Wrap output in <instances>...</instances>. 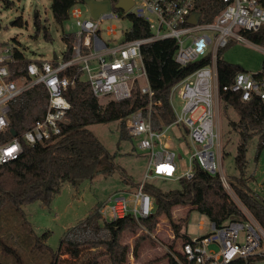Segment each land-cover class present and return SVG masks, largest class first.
I'll use <instances>...</instances> for the list:
<instances>
[{
    "label": "built area",
    "instance_id": "1",
    "mask_svg": "<svg viewBox=\"0 0 264 264\" xmlns=\"http://www.w3.org/2000/svg\"><path fill=\"white\" fill-rule=\"evenodd\" d=\"M225 9L210 23L202 21L193 26L188 23L190 16L197 12L198 0H133L134 5L127 13L114 8L93 18L82 21L83 12L74 6L70 15L76 19L79 30L72 47V58L68 61L31 62L27 66L28 76L19 80L10 79L9 64L16 61L17 47L0 45V139L7 131L10 102L26 90L43 84L49 92L47 111L30 129L21 135L0 142V166L18 159L23 145L44 143L61 134L62 124L67 122L71 109L65 93L72 82L61 73L73 65H79L89 82L95 97H111L115 101L130 99L139 89L149 99L147 111L134 112L126 120L131 137L138 138V147L148 157L147 171L142 182L132 190L112 195L98 212L102 220L114 222L132 217L141 224L153 214L155 199L144 186L154 178L179 181L194 177V165L210 175H218L224 186L229 182L221 169L218 171L220 134L216 119L221 86L218 81L217 55L229 44L230 38L244 40L243 31L258 32L264 29V0H223ZM114 6V4H112ZM134 14L145 20L151 36L119 44H111L116 27L104 31L108 40L101 36L103 20L120 19L123 15ZM237 30V32H236ZM196 32H201L197 34ZM174 39L178 48L174 59L181 67L211 55V62L196 70L192 75L175 84L170 93V104L175 121L161 131L152 127L151 114L154 105L152 90L141 54L144 44ZM239 96L243 103L257 100L264 107V71L252 74L239 72L230 85L222 87ZM182 101L177 111L175 99ZM182 126L188 135L190 149L189 168L179 174L177 153L166 142V133L172 126ZM244 220H231L217 226L211 222V232L197 238H190L181 244L180 252L174 257L179 264H260L264 262V229L251 215ZM202 223L199 228H202ZM242 238L243 242H240ZM217 246L218 250L211 249ZM179 254V255H178ZM242 262V263H238Z\"/></svg>",
    "mask_w": 264,
    "mask_h": 264
},
{
    "label": "trees",
    "instance_id": "2",
    "mask_svg": "<svg viewBox=\"0 0 264 264\" xmlns=\"http://www.w3.org/2000/svg\"><path fill=\"white\" fill-rule=\"evenodd\" d=\"M52 13L58 24H63L70 18L71 9L85 0H50ZM116 4L117 0H111ZM226 7L223 0H198L196 10L202 14V21L210 23ZM131 22V28L125 33L124 42L144 39L151 36L148 23L132 13L121 15ZM38 25V21H36ZM40 25V24H39ZM38 25V29L40 26ZM243 36L254 44L264 48V29L258 32H242ZM77 37L76 33H64L63 40L66 50L63 60L72 58V47ZM45 38L50 40V35L45 32ZM178 45L174 39H164L144 44L141 54L148 74V79L154 91V105L151 114L152 127L156 131L163 130L175 121L170 104L172 87L192 75L199 68L211 62V55L199 61L181 67L174 59ZM16 61L9 64L10 79L19 80L28 76L27 66L31 62L16 48ZM57 65V61L53 60ZM218 81L221 86L219 98L227 107H232L239 116L238 121L230 123L232 128L239 133V143L235 157L238 176L230 181L231 186L252 216L264 229V196L252 191L249 187L251 177L247 172V154L249 140L255 135L260 136V149L264 145V107L253 100L243 103L239 96L229 91H223L222 87L230 85L234 77L245 71L241 66L225 61L221 56V50L217 55ZM264 71V63L262 67ZM72 82L68 91L64 94L71 104L67 114V122L62 124L61 134L44 143L35 145H23L21 156L11 162L0 166V211L6 204H10L25 217L22 207L24 205L42 202L49 205L54 196L61 190L65 182L79 187L84 181L92 180L99 172L100 164H110L108 169L114 166L109 162V155L101 141L91 132L89 126L99 123L120 122L121 137L129 138L126 120L134 112L147 111L149 99L139 89H135L130 99L123 101L111 100L106 105L100 103L95 97L86 81L84 73L79 65H73L61 73ZM49 92L43 84H38L10 102L8 115L10 128L18 135L23 134L39 119H42L47 111ZM12 138L7 131L0 142ZM194 177L191 180L182 178L179 180V189L163 191L154 184L146 183L145 191L155 199V209L149 218L143 219L141 224L150 232H154L159 224V219L165 217L170 221L175 239L182 243L190 240L186 233H181L183 223H187L189 212L197 210L205 215L217 226H222L231 220H243L242 212L237 203L230 197L218 175H210L199 164L194 165ZM139 184H134L137 187ZM97 205L88 218L80 224L69 229L61 241L69 246L70 255L78 257L80 249L84 246H106V254L111 264H125L129 247L122 242L125 232L137 234L140 224L132 217L118 219L114 222L102 220ZM188 209L185 217L180 222L174 220V212L177 208ZM1 221V216H0ZM27 223V222H26ZM149 235H142L136 242L144 241ZM39 240V239H38ZM0 243H2L0 238ZM38 249L50 252V247L40 242ZM175 245L171 246L174 250ZM60 248V250H61ZM9 251L17 252L8 248ZM179 255V254H178ZM60 253L52 254V264H58ZM166 264H179L169 253L166 255ZM18 264H25L17 255ZM242 263V262H238ZM235 264V263H232Z\"/></svg>",
    "mask_w": 264,
    "mask_h": 264
},
{
    "label": "rangeland",
    "instance_id": "3",
    "mask_svg": "<svg viewBox=\"0 0 264 264\" xmlns=\"http://www.w3.org/2000/svg\"><path fill=\"white\" fill-rule=\"evenodd\" d=\"M51 5L50 0H0V45L17 47L29 61H53L54 56L59 60L63 59L66 50L63 34L76 33L79 28L76 26V19L71 15L66 22L58 24L54 19ZM79 8L83 12L82 21L92 19L85 4H79ZM36 21L39 22L40 29ZM100 25L101 36L105 40H108V37L104 30L110 26L116 27V34L111 38L113 45L121 43L125 33L131 28V22L125 16L120 19L103 20ZM45 32L50 35V40L45 38ZM221 56L225 61L255 74L262 71L264 48L247 38L238 40L232 37L229 44L221 49ZM111 100L109 96L99 98L103 105ZM174 103L179 111L182 101L176 98ZM238 120V113L232 107H227L220 99L216 119L221 145L217 155L218 171L221 169L228 180L229 187L223 186L241 209L244 220L251 213L239 200L230 183L232 178L239 174L235 162L239 133L230 125L231 122ZM89 129L104 145L109 162L114 167L108 169L110 164H100L96 176L92 180L84 181L79 187L65 182L49 205L39 201L24 205L22 209L25 217L9 203L2 207L0 264H18L17 255L25 264H52V254L69 253V246L63 245L61 248L62 238L69 229L88 218L97 205L104 204L112 195L132 190L135 188L134 184L142 182L147 171L148 157L139 149V139L122 138L119 121L92 124ZM166 136V142L177 153L179 174H182L189 168L192 153L186 130L182 126L174 125L167 131ZM260 146L259 135L249 140L247 172L248 177H251L250 189L264 196V145L261 149ZM151 182L163 191L181 187L180 182L175 180L154 178ZM187 212V208H177L174 220L180 222L179 219L185 217ZM200 223L203 224L202 228H199ZM210 225L208 217L197 210H191L187 223H183L181 233H186L190 238H197L209 234ZM146 234L149 235L148 239L136 242L139 236ZM38 239L50 247V252L37 248ZM239 241L243 242L242 238ZM122 242L129 247L125 264H166V255L170 253L176 257L182 244V240L175 239L170 221L165 217L159 219L154 232L150 233L140 224L139 232L137 234L125 232ZM173 244L175 248L172 251ZM8 248L15 250L17 255ZM211 249L218 250L215 245H212ZM106 250V246H84L80 249L78 257L69 256V253L61 257L58 264H111ZM62 259L68 260L63 263Z\"/></svg>",
    "mask_w": 264,
    "mask_h": 264
},
{
    "label": "water",
    "instance_id": "4",
    "mask_svg": "<svg viewBox=\"0 0 264 264\" xmlns=\"http://www.w3.org/2000/svg\"><path fill=\"white\" fill-rule=\"evenodd\" d=\"M84 4L88 7L90 14L94 20H97L101 14L110 12L112 8L127 13L130 8L134 5L133 0H117L116 4L112 6L111 0H85ZM202 14L197 11L194 12L188 19L190 25L196 26L199 24ZM58 57L54 56V60H57ZM13 136L17 135V132L14 129H11ZM260 264H264L260 263Z\"/></svg>",
    "mask_w": 264,
    "mask_h": 264
},
{
    "label": "crops",
    "instance_id": "5",
    "mask_svg": "<svg viewBox=\"0 0 264 264\" xmlns=\"http://www.w3.org/2000/svg\"><path fill=\"white\" fill-rule=\"evenodd\" d=\"M59 253H60V252H59ZM69 253H70V248H69ZM69 253H68V254H69ZM68 254H67V253L64 254V255L60 254L59 259H60L61 257L67 256ZM69 256H70V254H69ZM59 259H58V260H59ZM70 259H72V257H70ZM67 260H68V259H67ZM67 260H66V259H62L63 263H66Z\"/></svg>",
    "mask_w": 264,
    "mask_h": 264
},
{
    "label": "bare ground",
    "instance_id": "6",
    "mask_svg": "<svg viewBox=\"0 0 264 264\" xmlns=\"http://www.w3.org/2000/svg\"><path fill=\"white\" fill-rule=\"evenodd\" d=\"M113 4V3H112ZM119 11V10H118Z\"/></svg>",
    "mask_w": 264,
    "mask_h": 264
}]
</instances>
